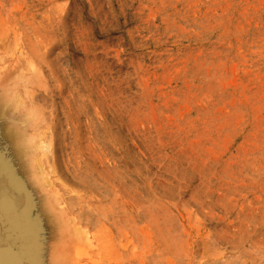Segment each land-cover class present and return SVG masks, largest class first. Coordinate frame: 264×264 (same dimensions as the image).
I'll return each instance as SVG.
<instances>
[{"label": "rangeland", "instance_id": "rangeland-1", "mask_svg": "<svg viewBox=\"0 0 264 264\" xmlns=\"http://www.w3.org/2000/svg\"><path fill=\"white\" fill-rule=\"evenodd\" d=\"M7 244L264 264V0H0Z\"/></svg>", "mask_w": 264, "mask_h": 264}, {"label": "water", "instance_id": "water-1", "mask_svg": "<svg viewBox=\"0 0 264 264\" xmlns=\"http://www.w3.org/2000/svg\"><path fill=\"white\" fill-rule=\"evenodd\" d=\"M12 258L15 259L16 264H23L16 251L9 244H7L5 247H0V264H10L9 259Z\"/></svg>", "mask_w": 264, "mask_h": 264}, {"label": "bare ground", "instance_id": "bare-ground-1", "mask_svg": "<svg viewBox=\"0 0 264 264\" xmlns=\"http://www.w3.org/2000/svg\"><path fill=\"white\" fill-rule=\"evenodd\" d=\"M5 251H6V250H5ZM14 258H16V257H14ZM9 260H10V264H16V263H15V259L12 258V259H9Z\"/></svg>", "mask_w": 264, "mask_h": 264}]
</instances>
